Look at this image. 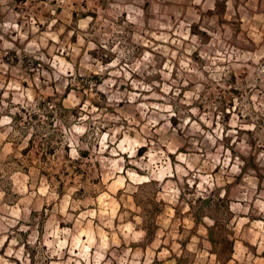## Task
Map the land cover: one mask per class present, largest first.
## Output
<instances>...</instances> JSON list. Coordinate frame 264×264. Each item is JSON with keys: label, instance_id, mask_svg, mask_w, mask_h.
I'll return each instance as SVG.
<instances>
[{"label": "rangeland", "instance_id": "obj_1", "mask_svg": "<svg viewBox=\"0 0 264 264\" xmlns=\"http://www.w3.org/2000/svg\"><path fill=\"white\" fill-rule=\"evenodd\" d=\"M0 264H264V0H0Z\"/></svg>", "mask_w": 264, "mask_h": 264}, {"label": "trees", "instance_id": "obj_2", "mask_svg": "<svg viewBox=\"0 0 264 264\" xmlns=\"http://www.w3.org/2000/svg\"><path fill=\"white\" fill-rule=\"evenodd\" d=\"M145 184L147 183L141 184L140 187L144 186ZM137 206H140V204L138 203ZM150 217H148V220L146 219V223H148V225L144 228L148 239L156 233V229H157L155 216L151 215ZM210 241L212 242V244H214V246L216 245V242L213 238H210ZM228 259L229 258L227 257L223 260H228Z\"/></svg>", "mask_w": 264, "mask_h": 264}, {"label": "crops", "instance_id": "obj_3", "mask_svg": "<svg viewBox=\"0 0 264 264\" xmlns=\"http://www.w3.org/2000/svg\"><path fill=\"white\" fill-rule=\"evenodd\" d=\"M256 1H258V3H261L263 0H256Z\"/></svg>", "mask_w": 264, "mask_h": 264}]
</instances>
